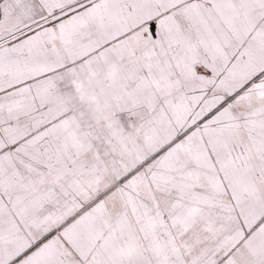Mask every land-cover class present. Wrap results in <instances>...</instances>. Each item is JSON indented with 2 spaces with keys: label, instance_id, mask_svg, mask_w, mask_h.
<instances>
[{
  "label": "snow or ice",
  "instance_id": "obj_1",
  "mask_svg": "<svg viewBox=\"0 0 264 264\" xmlns=\"http://www.w3.org/2000/svg\"><path fill=\"white\" fill-rule=\"evenodd\" d=\"M0 264H264V0H0Z\"/></svg>",
  "mask_w": 264,
  "mask_h": 264
}]
</instances>
